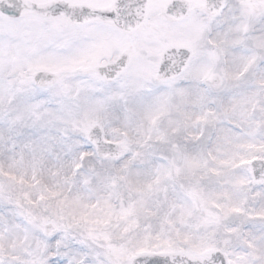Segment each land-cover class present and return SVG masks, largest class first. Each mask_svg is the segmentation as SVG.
I'll list each match as a JSON object with an SVG mask.
<instances>
[{"label":"snow or ice","instance_id":"snow-or-ice-1","mask_svg":"<svg viewBox=\"0 0 264 264\" xmlns=\"http://www.w3.org/2000/svg\"><path fill=\"white\" fill-rule=\"evenodd\" d=\"M0 264H264V0H0Z\"/></svg>","mask_w":264,"mask_h":264}]
</instances>
